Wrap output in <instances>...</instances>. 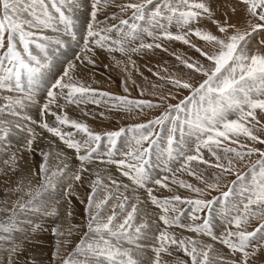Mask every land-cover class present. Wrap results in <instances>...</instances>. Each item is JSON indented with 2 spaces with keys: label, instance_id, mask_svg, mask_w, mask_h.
Here are the masks:
<instances>
[{
  "label": "snow or ice",
  "instance_id": "obj_1",
  "mask_svg": "<svg viewBox=\"0 0 264 264\" xmlns=\"http://www.w3.org/2000/svg\"><path fill=\"white\" fill-rule=\"evenodd\" d=\"M0 264H264V0H0Z\"/></svg>",
  "mask_w": 264,
  "mask_h": 264
},
{
  "label": "rangeland",
  "instance_id": "obj_2",
  "mask_svg": "<svg viewBox=\"0 0 264 264\" xmlns=\"http://www.w3.org/2000/svg\"><path fill=\"white\" fill-rule=\"evenodd\" d=\"M114 87H115V85H114ZM134 95H135V93H133Z\"/></svg>",
  "mask_w": 264,
  "mask_h": 264
}]
</instances>
